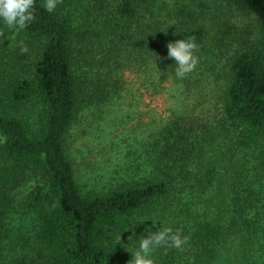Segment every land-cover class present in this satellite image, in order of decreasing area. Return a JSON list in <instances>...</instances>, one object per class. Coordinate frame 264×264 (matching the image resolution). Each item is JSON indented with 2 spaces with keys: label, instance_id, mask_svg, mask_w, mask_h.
Returning a JSON list of instances; mask_svg holds the SVG:
<instances>
[{
  "label": "trees",
  "instance_id": "1",
  "mask_svg": "<svg viewBox=\"0 0 264 264\" xmlns=\"http://www.w3.org/2000/svg\"><path fill=\"white\" fill-rule=\"evenodd\" d=\"M99 1L35 0V20L0 37V264H128L126 246L161 227L188 242L154 264H264V0H233L254 16L246 33L203 15L147 25L135 0ZM189 37L199 63L177 79L167 45ZM143 116L171 117L143 135ZM112 152L123 165L98 173L91 155ZM13 211L36 225L15 254Z\"/></svg>",
  "mask_w": 264,
  "mask_h": 264
},
{
  "label": "rangeland",
  "instance_id": "2",
  "mask_svg": "<svg viewBox=\"0 0 264 264\" xmlns=\"http://www.w3.org/2000/svg\"><path fill=\"white\" fill-rule=\"evenodd\" d=\"M83 2L86 7L85 11L91 9H96L100 4L99 0H80ZM117 0H104L103 4L106 8L112 9ZM67 2V1H66ZM138 6V12L140 13V19L143 21L147 20L151 24H160L162 26L175 24V25H187L194 23L198 19L199 15H203L205 20L212 18L210 21L216 20L214 17H218V20L227 21V25L230 26L231 30L237 29L243 32L255 31V21L252 14H248L243 11L238 4L233 0H135ZM85 13V12H84ZM143 21L137 20L136 25L142 23ZM237 30L235 32H237ZM244 33V34H245ZM243 34V35H244ZM180 88L171 87L166 91L167 101L175 108L178 106V97L179 100L182 99V93L180 95ZM161 102V101H160ZM186 103L189 101H185ZM184 102V104H185ZM207 106V102L204 103V110ZM114 117V122H111L113 129L118 133L121 129H117L114 125L116 120L120 118L119 116H110ZM171 116H143L140 120L147 119V122L142 127H138L136 131L143 132V135L150 132L157 131L160 126H158V120L161 118H166ZM138 116H132L127 120V125L130 126L138 120ZM91 128V127H90ZM101 132L105 136L110 135L109 127H103ZM89 129V127H88ZM102 130V127L100 128ZM140 129V130H139ZM97 129H94L95 131ZM123 131H126L125 128H122ZM90 132V131H89ZM76 134L73 131V135ZM99 135L100 130L98 131ZM93 139V137H92ZM91 140L85 139L84 136L76 140L78 146H83L84 142L88 143ZM89 144V143H88ZM109 147V144L107 145ZM94 149V148H93ZM95 163L92 166H97L98 173H110L118 165H123L119 156H116L115 152L105 154L102 159H98L91 155ZM118 162V163H117ZM102 163V164H101ZM145 163V162H144ZM148 165V164H146ZM145 165L142 167L144 168ZM149 166V165H148ZM122 172V171H121ZM80 174L81 181L85 180L84 176ZM35 221L31 214H20L18 212H11L9 217V242L6 240L5 249L7 252L15 254L28 250V243L30 240L24 243V238H26L35 228ZM18 239L16 242L15 240ZM22 245V246H21Z\"/></svg>",
  "mask_w": 264,
  "mask_h": 264
},
{
  "label": "clouds",
  "instance_id": "3",
  "mask_svg": "<svg viewBox=\"0 0 264 264\" xmlns=\"http://www.w3.org/2000/svg\"><path fill=\"white\" fill-rule=\"evenodd\" d=\"M62 2L63 0H45L44 8L52 13ZM34 8L35 0H0V20H3L12 32V35L5 36V33L0 31V37L15 40L19 31L25 29L30 22L35 20ZM20 47L22 53L29 51L23 41H20ZM167 48V58L175 60V76L177 79H184L195 71L199 63V57L196 55L198 45L195 42V37L170 42ZM129 241L131 243L134 241L133 236L129 237ZM187 242V237L182 238L169 227H161L156 232L149 230L148 236L146 238L142 237L138 241L139 247L137 250H132L130 245L126 246V249L133 255L128 264H154L151 257L158 248L172 247L182 250Z\"/></svg>",
  "mask_w": 264,
  "mask_h": 264
}]
</instances>
